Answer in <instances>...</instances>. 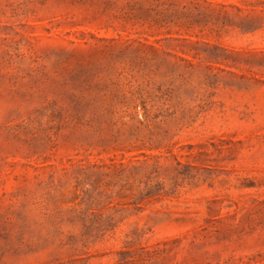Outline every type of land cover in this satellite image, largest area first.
I'll list each match as a JSON object with an SVG mask.
<instances>
[{
    "label": "rangeland",
    "instance_id": "1",
    "mask_svg": "<svg viewBox=\"0 0 264 264\" xmlns=\"http://www.w3.org/2000/svg\"><path fill=\"white\" fill-rule=\"evenodd\" d=\"M0 264H264V0H0Z\"/></svg>",
    "mask_w": 264,
    "mask_h": 264
}]
</instances>
